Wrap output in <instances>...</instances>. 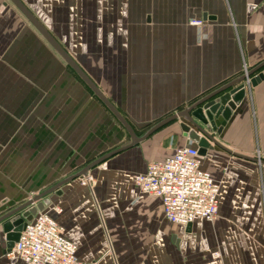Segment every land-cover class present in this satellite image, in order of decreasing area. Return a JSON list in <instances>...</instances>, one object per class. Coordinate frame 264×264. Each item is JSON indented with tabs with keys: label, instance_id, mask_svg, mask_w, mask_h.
I'll use <instances>...</instances> for the list:
<instances>
[{
	"label": "crops",
	"instance_id": "crops-1",
	"mask_svg": "<svg viewBox=\"0 0 264 264\" xmlns=\"http://www.w3.org/2000/svg\"><path fill=\"white\" fill-rule=\"evenodd\" d=\"M22 1L81 67L92 56L97 68L87 74L139 136L264 61V0ZM260 74L264 67L246 81L230 119L217 120L213 134L222 146L212 143L203 157L204 169L221 184L214 220L199 218L188 231L165 217L161 198L135 184L148 163L198 147L183 136L182 119L179 130L171 122L94 166L91 184L81 176L45 197V212L78 247V264H264V78L252 83ZM126 113L139 128L150 127L138 133ZM116 144L101 136L50 138L49 154L34 161L26 183L4 185L3 171L0 216ZM6 244L0 226V264H24L7 254Z\"/></svg>",
	"mask_w": 264,
	"mask_h": 264
},
{
	"label": "rangeland",
	"instance_id": "rangeland-1",
	"mask_svg": "<svg viewBox=\"0 0 264 264\" xmlns=\"http://www.w3.org/2000/svg\"><path fill=\"white\" fill-rule=\"evenodd\" d=\"M82 67L94 76L92 56ZM65 94L71 99H65ZM156 115L162 114L151 116ZM132 123L141 134L150 127ZM173 124L179 130L177 121ZM74 135L101 136L109 143L116 140V147L131 140L117 118L15 5L0 0V189L13 179L26 183L31 178V165L49 154L46 144L50 138ZM3 171L6 184L1 180ZM33 197L34 192H28L26 199Z\"/></svg>",
	"mask_w": 264,
	"mask_h": 264
},
{
	"label": "built area",
	"instance_id": "built-area-1",
	"mask_svg": "<svg viewBox=\"0 0 264 264\" xmlns=\"http://www.w3.org/2000/svg\"><path fill=\"white\" fill-rule=\"evenodd\" d=\"M191 23L200 26L204 21ZM92 182L86 176L84 183ZM135 184L142 193L161 198L165 217L172 223L188 226L199 218L212 221L219 215L221 184L204 169L196 146L180 147L166 159L148 163L145 171L136 174ZM77 251L63 226L43 208L37 209L7 254L18 255L24 264H78Z\"/></svg>",
	"mask_w": 264,
	"mask_h": 264
},
{
	"label": "water",
	"instance_id": "water-1",
	"mask_svg": "<svg viewBox=\"0 0 264 264\" xmlns=\"http://www.w3.org/2000/svg\"><path fill=\"white\" fill-rule=\"evenodd\" d=\"M16 8L27 18V20L36 28V30L43 36L49 45L62 57V59L71 67L80 79L90 88L93 94L109 109V111L117 118L125 130L131 137L129 144L111 150L99 158L87 164L80 171L64 178L58 183L54 184L47 190L36 194L33 198L24 202L23 204L7 211L0 216V226L2 232L6 235L7 252L11 251L15 243L19 240L22 231L25 229L27 223L33 218L37 209H43L49 203V199L45 198L50 193L58 191V189L65 183L81 176H88L89 170L109 157L129 149L138 143L149 138L153 133L158 131L163 126L174 122L176 120H184L181 123L183 136L189 142L196 144L199 148V154L205 157L208 153L211 144L214 143L222 146L216 139L213 132L217 129V120L222 117L229 120L233 114L234 109L241 99L246 94V81L248 78L259 72L264 67V61L251 68L239 77L227 82L218 87L209 94L199 98L189 106L179 110L154 124L143 136H139L132 124L127 120L124 114L113 104L103 90L93 81L87 72L76 62V60L69 54V52L62 46V44L55 38V36L47 29V27L39 20V18L24 4L22 0H9ZM264 78V74H260L252 83ZM243 157V156H242ZM245 158L257 160L244 156ZM37 206L35 207V204ZM191 225L187 226L190 231Z\"/></svg>",
	"mask_w": 264,
	"mask_h": 264
},
{
	"label": "trees",
	"instance_id": "trees-1",
	"mask_svg": "<svg viewBox=\"0 0 264 264\" xmlns=\"http://www.w3.org/2000/svg\"><path fill=\"white\" fill-rule=\"evenodd\" d=\"M95 96V95H94ZM96 97V96H95Z\"/></svg>",
	"mask_w": 264,
	"mask_h": 264
}]
</instances>
